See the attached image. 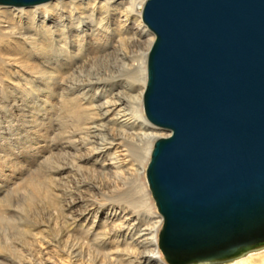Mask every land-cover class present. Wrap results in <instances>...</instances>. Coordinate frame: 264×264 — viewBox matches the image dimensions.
I'll list each match as a JSON object with an SVG mask.
<instances>
[{
	"label": "water",
	"instance_id": "obj_1",
	"mask_svg": "<svg viewBox=\"0 0 264 264\" xmlns=\"http://www.w3.org/2000/svg\"><path fill=\"white\" fill-rule=\"evenodd\" d=\"M143 22L155 35L145 114L171 133L147 168L166 263L264 247V0H146Z\"/></svg>",
	"mask_w": 264,
	"mask_h": 264
},
{
	"label": "bare ground",
	"instance_id": "obj_2",
	"mask_svg": "<svg viewBox=\"0 0 264 264\" xmlns=\"http://www.w3.org/2000/svg\"><path fill=\"white\" fill-rule=\"evenodd\" d=\"M145 3V0L53 1L30 7L33 9H10L0 5V57L1 51L13 48L14 43L15 46L22 43L32 54H54L57 68L45 74H34L42 77L51 89L49 91L61 99L60 111L66 120L60 123L63 132L58 135L60 138L63 136L60 139L63 143L58 151L71 157L73 166L68 168L70 173L75 174L76 169L81 178L89 174L90 178L95 177L100 182L99 185H89L86 181L79 183L76 179L79 175H74L69 191L65 192V197L69 196L70 200L63 210H67L71 217L65 222L66 227H74L72 230L78 228L83 239L90 243L87 254L79 242L70 247L65 244L64 261L67 264H119L125 257L124 264H167L159 247L164 220L152 198L147 168L155 142L171 133L160 134L159 128L147 119L144 110L148 55L155 42V36L143 22ZM38 38L43 41L39 42ZM136 46L145 48L134 58L130 49ZM92 51L98 55L97 58L107 57L114 51L123 54L116 53L117 63L128 75H132L130 81L119 83L115 81L116 76L109 78V75L107 79L101 73L80 76ZM58 58L63 64H59ZM58 64L64 66L67 73L70 72L69 79L64 78L66 73L61 74ZM78 70H81L79 76L75 75ZM125 145L136 151H128L136 157V165L128 167L127 156H123V152L127 154V151H119ZM64 168L56 166L50 174L52 177L47 175L51 177V184L65 173ZM84 190L104 193L108 201L104 198L106 203L101 208H98L101 204L98 200L95 203L83 201L84 211L79 217H74L77 207L74 193L81 194ZM51 191L55 199H59L56 188ZM130 193L139 196L145 211L141 220L131 215L130 200L120 197ZM8 212L3 211L1 221L6 220ZM141 223L146 224V233L141 231ZM121 247L126 248V256L120 253ZM216 264H264V247Z\"/></svg>",
	"mask_w": 264,
	"mask_h": 264
},
{
	"label": "rangeland",
	"instance_id": "obj_3",
	"mask_svg": "<svg viewBox=\"0 0 264 264\" xmlns=\"http://www.w3.org/2000/svg\"><path fill=\"white\" fill-rule=\"evenodd\" d=\"M69 1L72 0H64L62 2ZM78 1L88 2L89 0ZM113 1L122 2L126 0ZM1 7L5 8V6ZM6 8L13 9L11 7ZM151 33L153 34L152 31ZM38 41L42 42L43 40L42 38H38ZM44 44L46 45L45 42ZM14 47L19 49L15 50ZM138 47H131L130 49L132 51L131 55L134 58L139 56L145 48L144 46H142L143 48L141 46ZM1 53L0 156L2 158L0 157V215L3 211L9 212L6 220H0V264H38L40 262V264H67L64 261L65 244L66 247H70L79 242L82 244L81 248L86 250L83 252L87 254L89 251L88 244L90 243H87V240L83 239V234L79 233L78 228L77 230H72L74 227H66L65 222L68 218L71 219V217L67 213V210H63L64 206L69 205L70 200L69 196L65 197V192L67 189L69 191V184L73 181L74 175H79L78 177L76 176V179H79V183L86 181L89 185H99L100 182L95 180V177L90 178L89 174L81 178L80 172H77L76 169L73 172L75 174L70 173V169L68 170V168L73 166L71 164L73 162L71 157L58 151L59 146L63 143L60 140L63 136L60 138L58 135V133L61 135L63 132L61 128L62 124H60L63 123L64 119V115L60 111L61 99L49 91L51 89L43 81L42 77L34 74L35 72L45 74L54 69L57 62L54 61V54L48 52L47 57L38 55L37 52L36 54H32V51L29 52L22 43L16 46L14 43L13 48L10 47L7 50H2ZM116 53L120 54V52L114 51L109 53L107 57L97 58L98 55L92 51L90 56L86 58L83 73L80 75L81 70H78L79 74L76 73L75 75L87 77L90 74L101 73L107 79L116 76L115 81H119V83L120 81H130L129 78L132 75H128V72L117 63ZM58 61L59 64H63L61 59ZM60 68L62 69V75L66 73L63 75L64 78L69 79L71 77L70 72L67 73L64 66L59 65L58 69ZM30 79L32 80L30 81ZM159 132L163 135L166 132L169 133V131L163 129H159ZM123 148L119 151H127V154L123 152V156H127L126 162L129 165L128 167L136 165V157L128 152L130 149L134 150L133 147L125 145ZM56 166L65 167L62 169L65 173L60 175L54 184H51L50 178L52 176L50 174ZM46 176L49 179L45 178ZM53 187L56 188V193L60 195L59 199H55L52 195L51 189ZM74 194L75 199H77V207L73 213L74 217H79V214L84 211L83 201L95 203L98 200L101 203L100 206L98 205V208H101L106 203L104 202V198H106L104 193H91L84 190L81 194ZM111 196L116 197V195ZM108 197L111 198L110 196ZM120 197L130 200L129 205L132 207L131 215L135 219H143L145 211L143 206H141L138 195L130 193V195ZM106 200L108 201L107 198ZM159 215L161 214L159 213ZM135 223L138 224V221H135ZM131 224H134V222ZM141 224V231L144 230V233H146V224ZM25 230L28 231L27 234ZM79 250L81 251L80 248ZM40 252H42L41 255ZM120 253L125 256L128 254L125 247L120 248ZM32 259L33 261H31ZM125 259L127 257L122 258V262L119 264H124L123 261ZM38 260L39 262H37Z\"/></svg>",
	"mask_w": 264,
	"mask_h": 264
}]
</instances>
